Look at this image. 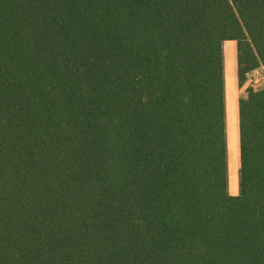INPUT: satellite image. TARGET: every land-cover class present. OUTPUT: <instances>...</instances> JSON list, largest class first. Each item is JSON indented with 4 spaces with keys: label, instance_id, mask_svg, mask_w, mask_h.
Wrapping results in <instances>:
<instances>
[{
    "label": "trees",
    "instance_id": "1",
    "mask_svg": "<svg viewBox=\"0 0 264 264\" xmlns=\"http://www.w3.org/2000/svg\"><path fill=\"white\" fill-rule=\"evenodd\" d=\"M264 0H0V264H264Z\"/></svg>",
    "mask_w": 264,
    "mask_h": 264
},
{
    "label": "rangeland",
    "instance_id": "2",
    "mask_svg": "<svg viewBox=\"0 0 264 264\" xmlns=\"http://www.w3.org/2000/svg\"><path fill=\"white\" fill-rule=\"evenodd\" d=\"M226 104L229 118V146H230V185L232 194L239 192L238 180V131H237V107L239 98L246 94V90L264 88V70L257 68L247 74L245 83L238 84L237 78V42L226 40L223 43Z\"/></svg>",
    "mask_w": 264,
    "mask_h": 264
},
{
    "label": "crops",
    "instance_id": "3",
    "mask_svg": "<svg viewBox=\"0 0 264 264\" xmlns=\"http://www.w3.org/2000/svg\"><path fill=\"white\" fill-rule=\"evenodd\" d=\"M260 69H263V70H264V68H263V67H260Z\"/></svg>",
    "mask_w": 264,
    "mask_h": 264
}]
</instances>
